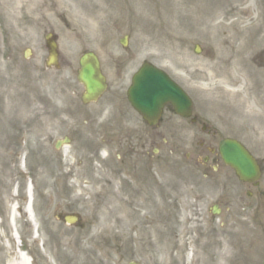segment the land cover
Returning a JSON list of instances; mask_svg holds the SVG:
<instances>
[{
	"label": "rangeland",
	"instance_id": "1",
	"mask_svg": "<svg viewBox=\"0 0 264 264\" xmlns=\"http://www.w3.org/2000/svg\"><path fill=\"white\" fill-rule=\"evenodd\" d=\"M62 1L76 25L63 23L67 14L56 0H31L28 7L17 0H0V156L6 155V161L0 158V182L8 186L11 179L19 183L28 175L33 180L36 225L43 240H50V233L42 231L45 220L60 228V254L54 256L49 244L54 264H127L131 260L216 264L218 252L219 264H230L228 254L242 246L250 253L247 264H261L264 186L240 203L244 186L224 166L216 170L211 166V161H219L209 154L215 138L204 142L200 132L192 129L177 137L180 142L157 141L161 149L153 160L155 168L139 169L133 161H139L141 145L143 152H149L156 133H141L142 140L129 136L127 143L125 132L107 134L109 121L104 120L109 118V98L117 97L115 101L122 106L120 98L132 72L149 59L173 73L197 107L213 109L208 120L212 126H219L223 133L235 131L264 161V136L263 140L252 138L250 124L258 105L264 104V69L259 70L264 65V0H105L113 24L100 35L84 18L86 6H95L90 0ZM207 1L212 12L224 11L226 25L216 27L209 12L192 9ZM48 30L59 35L58 68L44 66L46 53L39 36ZM123 34L128 35L126 52L118 44ZM101 39L105 40L96 45ZM195 44L202 48L200 54L193 52ZM26 49L28 58L24 57ZM83 49L100 55L108 82L107 95L86 110L78 107L74 96L80 90L74 75L77 54ZM216 80L227 93L218 89L222 87ZM85 112L92 129L104 137L105 151L98 149L99 142L92 137L91 153H85L86 141L73 125L75 115ZM69 133L74 134V141L55 149L56 140ZM114 148H119L121 163L111 156ZM99 152L101 159L104 153L111 156L103 169L97 165ZM128 162L140 176L137 186L123 174ZM59 183L65 189L62 200L55 197ZM3 193L8 194V189L3 188ZM218 202L220 212L213 215L211 205ZM56 206L59 212L80 213L84 227L55 223L51 215ZM255 207L256 220L252 218ZM17 215L21 235L27 231L26 222ZM16 247L11 238L0 237V264H20ZM240 251L233 255L235 264L243 259Z\"/></svg>",
	"mask_w": 264,
	"mask_h": 264
},
{
	"label": "water",
	"instance_id": "2",
	"mask_svg": "<svg viewBox=\"0 0 264 264\" xmlns=\"http://www.w3.org/2000/svg\"><path fill=\"white\" fill-rule=\"evenodd\" d=\"M91 64L85 68V73L82 80L89 87L90 92H96L100 89L99 82H96L91 74ZM154 73L144 70L134 80V87L130 89V95L133 102L144 108L146 112H152L156 109L159 103L171 100L178 108L185 106L187 103L184 95L165 77L162 73ZM219 151L222 154L225 162L232 165L238 174L245 179H254L256 167L251 163L250 157L242 149V147L233 141H222L219 146Z\"/></svg>",
	"mask_w": 264,
	"mask_h": 264
},
{
	"label": "bare ground",
	"instance_id": "3",
	"mask_svg": "<svg viewBox=\"0 0 264 264\" xmlns=\"http://www.w3.org/2000/svg\"><path fill=\"white\" fill-rule=\"evenodd\" d=\"M17 2L24 6L29 3L27 0H17ZM19 259H20V264H27L26 259L22 255L19 256Z\"/></svg>",
	"mask_w": 264,
	"mask_h": 264
}]
</instances>
